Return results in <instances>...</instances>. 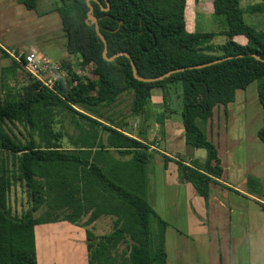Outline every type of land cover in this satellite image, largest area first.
Instances as JSON below:
<instances>
[{
	"label": "trees",
	"instance_id": "1",
	"mask_svg": "<svg viewBox=\"0 0 264 264\" xmlns=\"http://www.w3.org/2000/svg\"><path fill=\"white\" fill-rule=\"evenodd\" d=\"M16 1L27 11H36L43 0ZM53 1L46 14L58 15L65 52L75 61L61 63L69 77L52 91L28 76L24 87L7 85L0 95V121L21 126L27 135L24 142L0 136V149L13 160L9 169L0 159V264H37L34 229L57 222L86 228L88 264H167V224L145 199L150 148L142 133L126 135V124L104 118L100 111L128 94L131 116L140 118L151 104L152 91L159 90L167 107L157 118L161 126L166 114H173L166 103L170 91L180 86L185 145L205 151L206 156L203 163L192 161L189 166L175 162L178 180L208 202L211 185L222 178L223 170L206 125L215 107L233 103L235 93L253 83L263 113L257 137L264 144V31L244 22L240 0H212L211 18L222 23L221 31L210 33L187 32L186 0H107V12L101 10L107 9L105 0ZM87 3L107 43L108 58L129 55L136 75L144 79L185 70L159 82L142 83L133 77L125 56L105 61L104 45L94 25L87 24ZM263 11L262 4L249 9L250 14ZM238 36L246 39V45L233 41ZM217 37L225 38V43L214 45ZM226 58L232 59L195 69ZM14 67L22 70L15 62ZM74 67L92 77L77 76ZM65 124L76 134L69 135ZM162 158L166 167L170 160ZM17 182L31 202L20 215L8 202ZM246 187L248 195L261 201L257 203L264 213L261 182L248 177ZM103 217L112 219V230L95 235L88 227Z\"/></svg>",
	"mask_w": 264,
	"mask_h": 264
},
{
	"label": "crops",
	"instance_id": "2",
	"mask_svg": "<svg viewBox=\"0 0 264 264\" xmlns=\"http://www.w3.org/2000/svg\"><path fill=\"white\" fill-rule=\"evenodd\" d=\"M262 1L260 4L264 6V0ZM196 5H202L200 11H203L202 0H186L185 23L188 33L199 32L196 30L195 20L200 11ZM259 14L260 28L264 31V11ZM233 41L241 46L247 43L242 36L235 37ZM0 50L8 56L6 58L0 51V61L3 59L9 61L6 68L0 65V74L3 70H8L11 75V80L8 81L4 77L0 78V88L3 90L5 86L15 84L16 88L24 87L26 82L15 83L13 80L14 75L18 80L21 70L15 71L14 62L8 52L2 48ZM254 84L245 90L237 91L234 102L228 106L215 107L212 118L206 125L207 138L215 146L223 170L222 178L211 185L208 202L198 197L190 184H182L178 180L175 162L189 166L192 161L203 163L205 160V156L198 157L185 145L182 124L166 117L159 132L162 143L159 140L153 147L149 146L151 152L154 151L170 160L166 167L164 166L166 173H172L167 176V180L171 178L172 181L167 183L185 187L186 198L190 202L187 216H183L187 237L183 232H175L173 226L164 221L167 224L165 232L167 264H253L255 261L252 258V248L256 245L258 251L259 246L264 250L263 242L254 245V241L249 238L261 228L253 223L251 214L246 212L248 201L261 202L247 194V178L253 177L264 183V144L257 137L263 126V113L257 97V85ZM126 135L131 136L127 133ZM161 144L178 156L183 152L187 156L186 161L160 150ZM153 210L158 215L154 208ZM96 223L97 221L91 228L96 226ZM34 234L37 264L87 263L84 228L57 222L35 227ZM78 250H82L83 255L76 258L75 252Z\"/></svg>",
	"mask_w": 264,
	"mask_h": 264
},
{
	"label": "rangeland",
	"instance_id": "3",
	"mask_svg": "<svg viewBox=\"0 0 264 264\" xmlns=\"http://www.w3.org/2000/svg\"><path fill=\"white\" fill-rule=\"evenodd\" d=\"M53 2V0L40 1L37 4L36 11H27L24 6L19 5L16 0H0V49L2 48L8 53L15 52V50L21 53H35L38 56L48 57L55 62L64 64L67 61L74 63L75 59L68 57L65 52V40L61 31L58 15L56 13L46 14V12L53 8ZM202 2L204 6L203 11H200L202 10V5H196L197 9L200 11L195 20L197 24L196 30L199 32L221 31L222 20H215L213 22L211 18L213 12V9H211L212 0H202ZM262 2V0H240L244 22L257 31H263L259 24L261 15H251L249 9L251 6ZM223 43H225V38L223 37H217L213 40L214 45H221ZM8 63L9 61L5 59L0 61V65L4 66V68H6L5 66H7ZM7 71L3 70L2 74H0V78L4 77L6 81L11 80V75ZM74 71L82 78L92 77L91 73L86 70L83 71L80 68H75ZM27 79L28 75L21 70L18 75V80L16 81L25 83ZM255 85L256 83L254 86ZM171 90L166 103L173 114L166 115L170 120H176L181 124V87L177 86ZM2 91L4 90L0 88V95ZM131 102L132 95H122L118 98L114 106L102 109L100 112L104 118H110L116 123L126 124L124 131L129 135L136 137L138 133H142L146 139V144L153 147L157 141L160 140L159 142H161L162 140L159 133L161 126L157 123L158 116L166 113L165 110L167 109V107L164 108L162 93L159 90L152 91L151 104L145 109L144 116L140 118L131 116ZM65 126L69 135L76 134L67 124H65ZM56 129H58V127H56ZM4 134L9 136L12 140L17 139L24 142V139H27L26 132L21 126H11L8 123L0 121V136ZM153 134L155 137H153ZM63 147H68V141L66 139L63 142ZM159 149L166 153L176 155L177 158L181 157L184 161L187 159V156L183 152L181 156H178L175 152L167 150L162 144ZM189 149L195 152L198 157L206 156L203 150ZM150 154L151 157L146 168L145 199L149 205L157 211L158 216L163 218H161L163 221L173 226L175 232H183L187 237L186 229L183 225V216H187L190 202L186 198L187 194L185 187L173 186L167 183L172 181L171 178L167 180V176L172 175V173L165 172L162 156L156 154L154 151L150 152ZM0 159L5 160L8 168H11L10 164L13 160L9 153L0 149ZM261 187L264 191V183L262 182ZM227 191L231 193V191ZM8 202L11 211L16 215H20L22 212L31 208L28 192L23 184L19 182L11 188ZM246 212L251 214L253 223L261 228L258 233L249 236L250 240L254 241V245L258 242V244H263L264 213L260 211L258 204L253 201H248ZM40 214L41 211L37 212L35 216L38 217ZM91 226L88 227V229H94L93 233L95 235H105L112 230V219L103 217L97 221L96 226L93 228H91ZM84 229L86 231V228ZM257 238L260 240H257ZM259 247V251L256 245L252 248V258L253 261H255L253 264H264V250H261L262 246ZM82 252V250L75 252L76 258L79 257V255H83ZM71 262L75 263V261Z\"/></svg>",
	"mask_w": 264,
	"mask_h": 264
},
{
	"label": "built area",
	"instance_id": "4",
	"mask_svg": "<svg viewBox=\"0 0 264 264\" xmlns=\"http://www.w3.org/2000/svg\"><path fill=\"white\" fill-rule=\"evenodd\" d=\"M8 54L28 76L47 90L52 91L62 79L69 77V71L61 63L48 57L38 56L35 53L11 52ZM74 73L79 76L77 72Z\"/></svg>",
	"mask_w": 264,
	"mask_h": 264
},
{
	"label": "water",
	"instance_id": "5",
	"mask_svg": "<svg viewBox=\"0 0 264 264\" xmlns=\"http://www.w3.org/2000/svg\"><path fill=\"white\" fill-rule=\"evenodd\" d=\"M89 1H91V0H87V2H89ZM93 1H95V0H93ZM105 3H106V6H107V9H103V8L101 7V5H100L101 10H102L103 12H107V11L109 10V3L107 2V0H105ZM87 6H88V8H89V11H88V13H87V20H88L87 24H93V25H94L96 35H97V37L101 40V42H102L103 45H104L103 59H104L105 61H107V62H112L114 59H116V58L119 57V56H125V57L128 58L129 61H130V66H131V69H132L133 77H134L137 81L142 82V83H154V82H159V81H162V80H164V79L170 77V76L173 75V74H176V73H179V72H182V71L185 70V69L174 70V71L168 72V73H166L165 75H163V76H161V77H158V78H155V79H144V78H140V77H138V76L136 75V69H135V66H134L132 60L130 59L129 55L124 54V53H121V54H116L115 56H113V57H111V58H108V57L106 56V47H107V43H106L104 37L101 35V33H100V31H99V28H98V24H97V20H96V18L92 16V13H93V7H92L89 3H87ZM90 22H91V23H90ZM253 57H254L256 60H260L256 55H253ZM229 59H232V58H226V59L218 60V61L212 62V63H210V64H208V65H205V66H198V67H195V69H201V68H203V67L210 66V65H213V64H217V63H220V62H222V61L229 60ZM189 69H192V68H189Z\"/></svg>",
	"mask_w": 264,
	"mask_h": 264
}]
</instances>
